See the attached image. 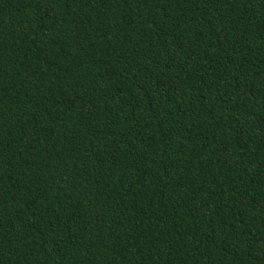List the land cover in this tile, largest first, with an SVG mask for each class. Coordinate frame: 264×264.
<instances>
[{
	"label": "trees",
	"instance_id": "1",
	"mask_svg": "<svg viewBox=\"0 0 264 264\" xmlns=\"http://www.w3.org/2000/svg\"><path fill=\"white\" fill-rule=\"evenodd\" d=\"M0 264H264V0H0Z\"/></svg>",
	"mask_w": 264,
	"mask_h": 264
}]
</instances>
